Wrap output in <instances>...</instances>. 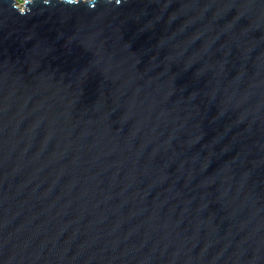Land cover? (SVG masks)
I'll return each mask as SVG.
<instances>
[{"label":"water","instance_id":"95a60500","mask_svg":"<svg viewBox=\"0 0 264 264\" xmlns=\"http://www.w3.org/2000/svg\"><path fill=\"white\" fill-rule=\"evenodd\" d=\"M0 264H264V0H0Z\"/></svg>","mask_w":264,"mask_h":264},{"label":"rangeland","instance_id":"374dc122","mask_svg":"<svg viewBox=\"0 0 264 264\" xmlns=\"http://www.w3.org/2000/svg\"><path fill=\"white\" fill-rule=\"evenodd\" d=\"M18 2H19V4H21V3H23V2H24V0H18Z\"/></svg>","mask_w":264,"mask_h":264}]
</instances>
